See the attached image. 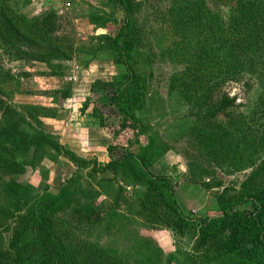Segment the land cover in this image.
I'll return each instance as SVG.
<instances>
[{
    "label": "trees",
    "instance_id": "16d2710c",
    "mask_svg": "<svg viewBox=\"0 0 264 264\" xmlns=\"http://www.w3.org/2000/svg\"><path fill=\"white\" fill-rule=\"evenodd\" d=\"M111 1L123 22L114 35L93 36L96 48L91 52L102 53L94 61L114 63L123 77L93 85L108 95L107 105L117 113L107 116L94 108L93 116L111 134L116 127L133 124V137L127 146L111 145L110 162L99 168L96 159L78 156L44 128V119L57 118L53 108L19 107L0 98V264H125L114 252L80 234L84 227L122 218L118 209L127 187L120 184L121 179L127 186L144 187L135 212L143 227L170 230L179 237L192 231L202 264L226 257L235 264H264V157L259 163L252 158L264 154V0H172L165 13L166 49L160 56L164 60L167 53L170 62L180 67L168 79L169 93L178 94L190 115L205 125L196 130L207 156L235 171L252 167L239 190L226 188L217 198L218 215L200 219L183 213L173 178L152 171L168 148L161 151L160 145H147L139 153L132 150L143 136L148 142L153 138L143 118L148 119L158 97L151 91L154 50L135 18L150 0ZM217 4H227V11ZM105 14L94 10L88 20L101 29H107L111 21L119 27ZM59 30L57 11L29 18L0 0L3 52L12 61L42 63L50 70L45 75L64 78L69 69L55 62L72 61L84 49L66 44ZM247 76L259 85L255 99L248 114L234 117L237 98L222 88ZM1 77L15 80L0 65ZM69 94L68 90L54 93L63 98ZM113 119L119 122L111 123ZM59 158L76 170L57 193L38 196L34 187L20 183L28 168L39 167L45 159L56 163ZM103 196L110 204L96 206Z\"/></svg>",
    "mask_w": 264,
    "mask_h": 264
},
{
    "label": "rangeland",
    "instance_id": "374dc122",
    "mask_svg": "<svg viewBox=\"0 0 264 264\" xmlns=\"http://www.w3.org/2000/svg\"><path fill=\"white\" fill-rule=\"evenodd\" d=\"M139 1L143 2V0ZM68 2L71 4L69 11L64 15H58L60 26L58 35L64 38L66 44H74L76 49L83 48L84 52L78 55L75 53L76 57L72 61L55 62V64L61 63L69 69L64 78L45 75L50 70L42 63L12 61L8 54L3 52L0 36V52L2 54L0 65L15 79L9 81L3 77L0 78V98L19 107L36 105L53 108L57 113V119H44V128L57 127L58 129L62 128V131L68 128L71 123L73 127V124L77 126L79 123H76L75 119H80L82 113L88 117L90 115L92 119L96 120L95 123L89 117L91 121L86 123V126L100 127L98 118L93 116L94 108L107 116L117 115L107 105L108 95L97 92L96 89H93V85L97 81H111L117 75L119 80H122L123 76H119L114 63L105 60L94 61V57H98L97 55L102 53L91 51L96 48L92 37L107 33L114 35L120 28L119 24L123 22V15L120 10H112L111 0H7V4L14 10H18L29 18H34L46 11L54 10L58 13L60 7ZM171 2L172 0H150L140 12L135 13L138 25L144 30L145 36L151 42L150 46L154 50L155 57L152 60L154 61L155 77L152 81L151 91L158 93V97L156 105L151 108L148 114V119L143 118L144 123L149 126L150 135L153 138L148 142L146 135L143 136L138 146H134L132 150L139 153V150H143L147 145L158 148L160 145L161 151L167 147L168 152L162 161L160 160L154 173L163 175L169 172L166 171V164L172 165L174 170L170 172L174 178L177 198L183 213L197 219L213 217L218 215L217 198L226 188L239 190L251 174L252 167L235 171V167L229 164L221 167L214 159L207 156L199 141L202 137L198 136L196 130V127L204 128L205 125L199 121L198 117L190 115L188 107L178 94L169 93L168 79L176 68H180L170 62L167 53L164 60L160 56L166 49V45L164 47L166 26L163 25V21L167 20L165 13L170 8ZM226 6L227 4H221L218 8L226 12ZM94 10H98L101 14L103 11L108 12L105 15L112 17L110 20H116L114 24L118 23L119 27L113 26L112 21L107 29L90 24L88 17H92ZM141 51L147 53L145 49ZM144 60L146 59L142 58L141 62L143 63ZM258 86L255 78L249 76L238 82H228L223 86V92L228 93L230 97L237 98V110L234 109L232 112L234 117L248 114L252 108L251 102L255 99V90ZM61 90L70 91L67 98L54 95L55 92ZM87 104L88 108L85 107ZM84 109H87L88 113ZM88 117L85 118L88 119ZM118 122L114 119L111 121V123ZM100 128L104 131L105 140L116 142L118 138L119 140L113 145L120 147L128 145V141L133 137L134 129H136L131 123L116 127L114 134L109 133L103 127ZM206 129L209 130L207 127ZM210 130L213 131L212 127ZM53 132L55 133V130ZM72 140H74L73 143H68V146L65 145L67 143L65 139L64 146L72 150L71 145L75 148L74 146L77 144L83 149V153L80 154L91 153L77 135ZM100 142L98 141L97 144L99 145ZM102 144H105L104 141ZM89 146L92 148L91 145ZM110 146L104 147L107 153ZM107 153L104 154L107 156L109 154ZM250 156L251 153L247 155L248 158ZM107 157L110 159V156ZM263 157L264 154L261 153L255 154L252 158L254 162L259 163L260 158ZM86 158L89 160L97 158L99 168L108 163L104 162L102 155L95 157L91 154ZM75 170L74 166L66 161L62 162L60 158L56 163L45 159L39 167L28 168L27 173L20 179V183L34 187L35 195L38 196L45 194L46 191L55 194L66 185ZM204 171L202 177H199V174ZM106 176L113 177L110 173ZM121 181L120 184L127 187L124 199L120 202L118 209L122 218L113 219L111 224L99 223L90 229L84 227L80 234L84 238L98 243L106 250L114 252L116 258L125 264H169V261L172 264H202V257L198 255L194 247L196 241L193 240L192 231L184 237H179L170 230L156 231L143 227L142 220L135 215V212L138 213L141 192L144 191V187L142 185L127 186L126 181L122 179ZM218 183L223 184V187L219 188ZM205 184L207 186L211 184L212 188ZM106 204H110V202L104 196L96 202L98 207ZM5 235L7 238V234ZM159 251H161L160 254H158ZM214 264H235V260L226 257L223 261Z\"/></svg>",
    "mask_w": 264,
    "mask_h": 264
},
{
    "label": "crops",
    "instance_id": "0c3cea01",
    "mask_svg": "<svg viewBox=\"0 0 264 264\" xmlns=\"http://www.w3.org/2000/svg\"><path fill=\"white\" fill-rule=\"evenodd\" d=\"M80 106H81V104L79 103V107ZM82 114H80L81 115L80 119L75 117L76 118L75 122L79 123L77 126L75 124H73L74 125V127H73L72 123H71L68 128L64 129V131H62L63 130L62 128L58 129L57 127H55V128H51L50 127V129H47V127H45V128H46V130L49 133H52L55 136H57L59 138V140H60L62 145H64L63 142H64L65 139H66V142H67L65 145H68V143H70V144L73 143L72 141H74V140H72V139H73V137L75 138L76 135H77L78 139L79 140L82 139L81 140L82 143L86 144L87 149H89V151H91V153L84 154V155L80 154L81 152L83 153V149H81V146H77V144H76V146H74L75 148H73L72 145H71V149H72L73 152H75L78 156L83 157V158H86L87 156H89L91 154H92V156H95V157H98L99 155H102L104 162H108L109 163L110 159L107 157V156H109V154L106 152V149H104V147H108L109 145H113L119 139L117 138L116 142H113V140H109V139L105 140V138H104L105 134H104L103 129L100 128L101 126L100 127L96 126V125L95 126H93V125L92 126H86L87 125L86 123H89L91 121L92 117L89 115V117L91 118L90 119L88 117V115H85V113L83 115ZM85 117H88V119H86ZM55 119H57V118H55ZM92 120H94V119H92ZM94 121L96 123V120H94ZM61 123H63V122H61ZM51 125H54V124H51ZM54 130H55V133L53 132ZM69 131H71V132H69ZM64 135L65 136L67 135V136L65 137ZM106 136H108V135L106 134ZM98 141H101L99 145L97 144ZM102 141H104L105 144H102ZM89 145H91L92 148ZM102 150H105V151H102ZM104 153H107L108 155L106 156ZM162 158L160 159L161 161H162ZM94 159L97 160V158H94ZM160 160L153 166V168H152L153 172H155V169L158 168V166L160 164ZM166 167H167L166 171H169V172H166L163 175H169V176H171L173 178V176L171 175L172 170H174L173 166L166 164ZM158 172H161V171L158 170ZM173 180H174V178H173Z\"/></svg>",
    "mask_w": 264,
    "mask_h": 264
},
{
    "label": "built area",
    "instance_id": "2783aa9c",
    "mask_svg": "<svg viewBox=\"0 0 264 264\" xmlns=\"http://www.w3.org/2000/svg\"><path fill=\"white\" fill-rule=\"evenodd\" d=\"M70 7L71 4L69 2L67 4H63L58 11V15H64L67 11H69Z\"/></svg>",
    "mask_w": 264,
    "mask_h": 264
}]
</instances>
